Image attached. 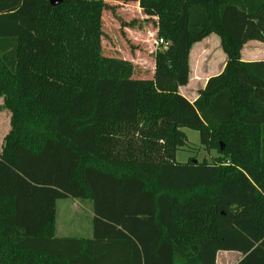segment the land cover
<instances>
[{"label": "trees", "instance_id": "obj_1", "mask_svg": "<svg viewBox=\"0 0 264 264\" xmlns=\"http://www.w3.org/2000/svg\"><path fill=\"white\" fill-rule=\"evenodd\" d=\"M107 10L129 52L114 33L105 54ZM211 35L226 64L190 102V53ZM250 41L264 43V0H0V264H264V58L242 61ZM184 129L218 156L177 162ZM69 198L92 203L91 238L55 236Z\"/></svg>", "mask_w": 264, "mask_h": 264}, {"label": "rangeland", "instance_id": "obj_2", "mask_svg": "<svg viewBox=\"0 0 264 264\" xmlns=\"http://www.w3.org/2000/svg\"><path fill=\"white\" fill-rule=\"evenodd\" d=\"M121 7L116 6L115 10L117 12V16L121 15V11L123 12L122 9H119ZM127 11H125L126 13L129 14V16L127 18H129V20H131L130 18H132V16H134V18H140L141 16L139 15V13L134 14V8L132 6H129L126 8ZM121 10V11H120ZM132 15V16H131ZM116 15L113 14V12H111L110 10H107L104 14V29L106 32H108V35H104V41H103V48H104V52L107 55H112L113 50L111 51V47L113 42L111 41L109 36H112V40H117V45L116 48L121 49L122 51L126 50L127 52L130 51V47L129 45L125 42V40L123 39L121 32H119L115 26H117L119 23L116 20ZM125 18V17H124ZM143 18V17H141ZM138 20V19H135ZM140 21V20H138ZM143 21V19H142ZM116 22V24H115ZM115 25V26H113ZM147 25V23L143 22V26ZM152 26L147 25L146 28H148V30H151ZM116 29L114 32L113 30ZM145 32V30H144ZM117 35V36H115ZM211 40H216L214 37L212 39H210L209 41H207L208 43H212ZM255 43V42H253ZM250 43V44H253ZM259 44V53H256V55H259V58H262V56L264 55V44L261 43H257ZM213 44L211 46V52L214 53V62L218 63L219 62V56L218 54H220V51L217 50L216 45ZM114 46V45H113ZM140 51H142L144 53V51L141 49ZM242 52V51H241ZM253 52L252 49H250L248 46L245 47L243 49V53L242 55H247L249 53ZM124 56V55H123ZM141 60V63L138 61L136 62V66L138 67V71H137V75H141L139 74V68H143V70H147L149 71L151 63H152V59L150 55H146L144 53L143 56H139ZM193 60H196L197 58V53H194L193 55ZM135 59V58H134ZM222 63V62H221ZM142 64V66H141ZM206 65H210L209 63H206ZM214 65V64H212ZM216 65V64H215ZM149 76L148 72H143L142 76ZM197 84H193L192 86L193 88H196ZM192 88V89H193ZM11 130V113L6 110L4 108L3 105V98H0V141L2 140V138H5L8 133ZM188 138V146L185 147L182 150H179L176 154V161L180 162V163H186L188 162L189 159H193V160H197L198 162H201L203 160L206 161H213V159L215 157L218 156V153L216 151H209L206 150L203 146H201L200 144V134L197 131L194 130H190V129H184L183 130ZM82 201V200H81ZM82 202H86L84 206L86 207H82L79 204L80 200L77 199H63V200H59L58 205H57V214H56V221H57V228L59 225V228L57 229L55 234L57 237H66V236H74V237H89L91 234L90 231V227H91V221H92V215L89 212L88 209V201H82ZM82 225V230L83 233L78 232V234H72L74 233L73 231L75 230V227H78V225ZM81 228H79L78 230H80ZM76 230V231H78Z\"/></svg>", "mask_w": 264, "mask_h": 264}, {"label": "crops", "instance_id": "obj_3", "mask_svg": "<svg viewBox=\"0 0 264 264\" xmlns=\"http://www.w3.org/2000/svg\"><path fill=\"white\" fill-rule=\"evenodd\" d=\"M213 37L216 40H211L212 43H208L207 41H209ZM253 42H255V43H253ZM250 43H253V44H250ZM257 43H261V42L250 41L247 44H245L243 49L248 46L250 49L253 50V52L244 56V55H242V53H243V49H242L241 59L243 62H257V61H260L264 58V55L262 56V58H259V55H256V53H259V46H260ZM213 44H215L217 47V50L220 51V54H218V56H219V62L218 63L214 62V60H215L213 57L214 53L211 52V46ZM261 44H264V43H261ZM194 53H197L196 60H193V58H192ZM206 63H209L210 65L207 66ZM189 64H190L189 83L187 86L181 87L179 89V91L190 102H194L198 98L199 91L204 89V87L206 86L207 81L211 77L219 75L225 67L226 56L221 49L219 38L216 35H211L208 38L204 39L203 41L195 44L191 50V53H190ZM212 64H214V65H212ZM192 83L197 84L196 88H193ZM3 142H4V138H2V140L0 141V153L2 152ZM82 201H87V200H82ZM82 201L80 200L81 204H79V205L83 207L86 202H82ZM58 202H59V200L56 203V214H57ZM84 207H86V206H84ZM88 209L92 215V221H91V227H90V231H91L90 234L91 235L89 237H76V238L88 239V238L92 237L94 214H93L92 203L90 201H88ZM82 227L83 226L81 224L78 225V227H75V230L73 231L74 233H72V234H78V232H79V234H80V232L83 233ZM58 228H59V225H58ZM58 228H57V221H56V215H55V234H57L56 231ZM79 228H81V229L78 230ZM76 230H78V231H76ZM66 237H70V236H66ZM72 237H74V236H72ZM241 258H242V255L240 253H237V252H219L217 255L216 264H236L239 260H241Z\"/></svg>", "mask_w": 264, "mask_h": 264}, {"label": "water", "instance_id": "obj_4", "mask_svg": "<svg viewBox=\"0 0 264 264\" xmlns=\"http://www.w3.org/2000/svg\"><path fill=\"white\" fill-rule=\"evenodd\" d=\"M63 2V0H50V3L52 6H57L59 4H61ZM223 149V147H222ZM197 160H194V162H196Z\"/></svg>", "mask_w": 264, "mask_h": 264}, {"label": "built area", "instance_id": "obj_5", "mask_svg": "<svg viewBox=\"0 0 264 264\" xmlns=\"http://www.w3.org/2000/svg\"><path fill=\"white\" fill-rule=\"evenodd\" d=\"M158 45H164L163 40H159Z\"/></svg>", "mask_w": 264, "mask_h": 264}]
</instances>
